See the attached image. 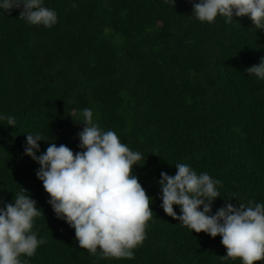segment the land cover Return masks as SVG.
Here are the masks:
<instances>
[{"label":"trees","instance_id":"trees-1","mask_svg":"<svg viewBox=\"0 0 264 264\" xmlns=\"http://www.w3.org/2000/svg\"><path fill=\"white\" fill-rule=\"evenodd\" d=\"M196 2V0H193ZM75 4V7L73 6ZM51 28L0 12V201L25 189L42 211L38 247L28 264H240L225 259L219 236L195 233L164 214L160 173L177 163L222 182L212 214L225 205L264 203V80L245 70L264 57V31L247 17L201 23L189 0H44ZM145 157L134 167L152 198L153 218L134 259L81 249L74 229L57 219L23 155L25 135L74 153L83 109ZM179 215V208L174 206ZM264 264V261L258 262Z\"/></svg>","mask_w":264,"mask_h":264},{"label":"clouds","instance_id":"clouds-1","mask_svg":"<svg viewBox=\"0 0 264 264\" xmlns=\"http://www.w3.org/2000/svg\"><path fill=\"white\" fill-rule=\"evenodd\" d=\"M169 2L174 6V0ZM189 2L191 15L201 23L212 24L217 17L232 23L247 17L257 30L264 31V0ZM14 9H21L18 19L33 26L51 28L58 23L56 11L46 7L44 0H0V12L10 14ZM245 72L264 80V57ZM81 118L80 151L74 153L66 145L50 142L46 151L37 155L45 138L28 133L23 155L39 165L35 175L49 197L47 203L57 219L74 229L79 248L103 258L134 259V250L145 240L153 218L152 198L133 172L134 167L144 165L140 161L145 157L122 143L114 131H105L91 109H83ZM0 121H6L8 127L16 125L11 115L0 113ZM175 169L171 176L161 172L157 182L164 214L192 233L219 236L226 249L225 259L240 264L264 261V203H239L237 207L225 202L212 214L222 182L206 172L198 174L185 163H177ZM20 189L12 203L0 201V264H28L24 258L34 256L46 243L34 231L42 211L30 194Z\"/></svg>","mask_w":264,"mask_h":264}]
</instances>
